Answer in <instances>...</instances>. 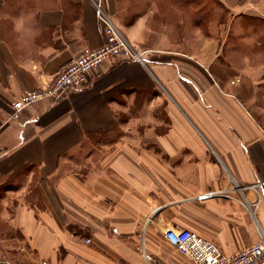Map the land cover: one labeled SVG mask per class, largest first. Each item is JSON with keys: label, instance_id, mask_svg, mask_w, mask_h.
I'll return each instance as SVG.
<instances>
[{"label": "crops", "instance_id": "0c3cea01", "mask_svg": "<svg viewBox=\"0 0 264 264\" xmlns=\"http://www.w3.org/2000/svg\"><path fill=\"white\" fill-rule=\"evenodd\" d=\"M96 3L146 66L104 63L9 120L104 44ZM263 164L264 0H0V264H193L169 228L236 253L264 232L238 190Z\"/></svg>", "mask_w": 264, "mask_h": 264}, {"label": "built area", "instance_id": "2783aa9c", "mask_svg": "<svg viewBox=\"0 0 264 264\" xmlns=\"http://www.w3.org/2000/svg\"><path fill=\"white\" fill-rule=\"evenodd\" d=\"M97 17L102 26L104 44L96 49L85 48L78 56L72 57L45 88L25 92L20 98L11 103L9 120L17 121L21 113L28 107L40 102H51L63 94L86 87L95 69L104 63H119L134 61L146 66L147 51H139L124 37L111 17L96 3ZM264 170V164H263ZM252 189L256 195L253 203L249 204L244 196V189ZM241 203L255 211L264 202V178L262 181L245 187H238ZM206 196L200 197V199ZM165 241L180 255L189 259L193 264H264V232L259 229V240L236 253L226 255L217 244L201 235L179 228H169L164 231ZM91 240H87L89 243ZM2 264H9L3 262Z\"/></svg>", "mask_w": 264, "mask_h": 264}, {"label": "rangeland", "instance_id": "374dc122", "mask_svg": "<svg viewBox=\"0 0 264 264\" xmlns=\"http://www.w3.org/2000/svg\"><path fill=\"white\" fill-rule=\"evenodd\" d=\"M192 1L193 0H190V2L192 3ZM208 3V1L206 2V4ZM210 9H211V11H210ZM214 11L212 10V6H211V8L209 7V5L207 4V6H206V27H209V25H210V23H212L213 22V15H214V13H213ZM168 245V244H167ZM169 246V245H168ZM169 247H171V246H169ZM173 248V247H172ZM175 250V249H174ZM176 251V250H175Z\"/></svg>", "mask_w": 264, "mask_h": 264}]
</instances>
